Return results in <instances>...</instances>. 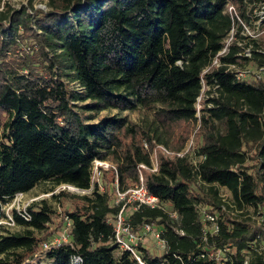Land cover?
Wrapping results in <instances>:
<instances>
[{
    "label": "trees",
    "instance_id": "trees-1",
    "mask_svg": "<svg viewBox=\"0 0 264 264\" xmlns=\"http://www.w3.org/2000/svg\"><path fill=\"white\" fill-rule=\"evenodd\" d=\"M2 1L0 219L7 199L44 182L91 192L62 191L77 202L60 215L47 200L28 208L30 221L16 213L27 230L0 235V264H41L43 257L52 264H264V218L243 212L264 213V82H240L228 71L249 59L238 44L247 39L243 27L227 7L247 22L252 0H47V12L32 2L2 9ZM234 27L229 51L211 67ZM252 43L263 64L259 41ZM127 111L153 118L143 126L121 114ZM193 134L192 150L178 156ZM96 160L116 167L100 168L104 181L111 174L127 190L142 176L148 192L173 207L176 218L164 206L141 205L127 219L133 233L162 226V256L138 246L141 262L126 250L115 257L121 205L101 191ZM197 182L209 191H195ZM203 204L222 213L216 232L201 217ZM67 218L71 239L40 251Z\"/></svg>",
    "mask_w": 264,
    "mask_h": 264
},
{
    "label": "rangeland",
    "instance_id": "rangeland-1",
    "mask_svg": "<svg viewBox=\"0 0 264 264\" xmlns=\"http://www.w3.org/2000/svg\"><path fill=\"white\" fill-rule=\"evenodd\" d=\"M31 2L33 3V6L35 9H38V10L40 9L45 12L49 11L47 0H3L1 4H2V9L4 8L5 3H9L15 9H21L22 7H29ZM246 15L249 20L247 22H245V20H242L244 25H241L243 27V32H241V36L243 37L250 36L248 32H251V34L260 33V36L258 37V41L260 43L261 49L264 50V0H252L251 2H249L247 10H246ZM236 30L237 29H235L234 31L235 33H236ZM247 65L248 67L252 69H257L259 67V62L254 60L253 62ZM66 79L67 81L70 82L69 85L72 89H76L80 92L82 91V88L80 87L77 81H74L73 79H70V78H66ZM205 95L206 93L203 94V96ZM201 99L202 97L199 98V102L197 105L198 109L201 107V104H200ZM117 113L119 112H116V111L112 113L104 112L102 113V115H108V114L113 115ZM121 114L127 119H129L130 121L143 125V126L147 125L153 118L151 114H147L143 111H137V112L127 111ZM194 134L189 138L187 146L182 152L192 150L193 144H194ZM254 154L255 153H252V155ZM247 164L251 166L253 162L248 161ZM113 180H114L113 176L109 174L106 178V181H104L103 179H100V186H101L102 192H105V191L108 192L110 196L111 204L115 205L116 200L113 195V189L114 188L116 189L118 183H117V179H115L114 181ZM193 188L195 191H199V190H204L205 192L209 191L208 188L202 185L200 182H197L196 184H194ZM62 191L70 192L76 195L77 194L84 195V194H89L91 192L90 190L89 191L85 190L84 192L73 190L66 185H60V186L53 187L51 183L44 182V183L39 184L37 187H35L31 192L27 194H18L13 198L7 199V201L3 203V209H2L3 214L0 219V235L8 236V235H14V234H23L27 230V228L24 227L23 225H20L15 220V214L17 213L19 215V213H22L24 210L28 211V208L33 206V204L40 203L43 200L49 201V203L53 206L56 214L60 215L62 214V212L66 210L68 211L72 210L74 207V204L77 202L76 199L72 197L61 196L60 193ZM219 191H220V197L223 200V202H226L230 204L232 207H234L232 193L225 187L219 188ZM55 196H58V198H55ZM164 208L166 209L167 212L172 214L175 218L177 217L171 205L165 204ZM135 209H136L135 204H130L129 206H127L124 212L125 218L128 219ZM199 211L204 221L208 220L207 215H213L217 219H219L222 214L220 211L213 209L212 206L208 204L200 205ZM263 211L264 209L262 210V212ZM243 212H245V214L248 217L249 216L253 217V219L257 221H261L264 218V215H262L264 213L258 214L251 207L245 208ZM231 213L238 214L239 211L233 209ZM53 220H54L53 221L54 223L50 225L49 231L54 230L56 228V225L59 222L56 216L54 217ZM213 227L209 226V229L213 231ZM69 228L70 227L65 225L62 229L57 231L53 236L49 238V242H46V241L43 242L41 244L40 251L45 250L43 247L45 243H48L49 245H51L56 242L59 243V242L69 241L71 239ZM162 229H163L162 226H152L151 231H147V232L143 231L142 232L143 235L140 237L138 241V246H141L147 249L154 256H162L166 251V248L163 246L161 242V238L158 236V234H160ZM35 235L41 236V234L38 232H35ZM122 251L123 249L117 245V249L115 251V257L118 258ZM259 251L264 252V243L261 244ZM41 264H52V261L46 257H43L41 259ZM74 264H78V262L75 261Z\"/></svg>",
    "mask_w": 264,
    "mask_h": 264
},
{
    "label": "built area",
    "instance_id": "built-area-1",
    "mask_svg": "<svg viewBox=\"0 0 264 264\" xmlns=\"http://www.w3.org/2000/svg\"><path fill=\"white\" fill-rule=\"evenodd\" d=\"M227 13L232 18L234 24L236 22H238L240 25H244L240 15H239V13H238V11L234 5H229L227 7ZM235 29H236V27L233 28V30L229 36L230 39L228 37V39L226 40L225 47L215 57L211 67L219 66V56H222L229 51V45L234 40ZM242 32H243V30H242ZM248 33L250 36H245L247 39L243 42H239L238 44H239V46H241L243 48V52L241 54L245 58L249 59V62L244 63V65H242V66H240V65H228V71L233 73L234 76L236 77V79L240 82H247V83H250L253 81H263L264 82V63L259 64V67L257 69H252V68L248 67V65H247V64L254 61V51L255 50H254V44L252 43V41L258 40L260 33L259 34H251V32H248ZM256 52L264 55V50H262L261 48L257 49ZM204 87H205V85H204ZM163 149L166 151L167 154H172L171 152H169L165 148H163ZM188 152L189 151L181 152V153H178L177 155L182 157V156L186 155ZM193 163L196 164V160H194ZM101 167L104 169H109L110 167H112L116 171V167L114 165L107 163V162H102V161L96 160L94 162V176H96L97 178H100V179L103 176L102 170L100 169ZM140 167L141 168H147L145 165H140ZM151 170L154 172L158 171V162L156 159L153 161V167L151 168ZM66 186H68L70 188L72 187L70 185H66ZM71 189L77 190V191H82V192L85 191V190H80V189L75 188V187H72ZM100 189H101V186H100ZM116 191L117 192H116V197H115V200H116L115 205H121V209H120L119 214L117 215V219H116V244L118 246H120L123 250L131 252L132 255L139 262H141V257L138 253V250H137L138 241H139L140 237L143 235L142 232L143 231L144 232L151 231L152 226L146 224L139 231L140 233L139 232L133 233L132 228L128 223V220H127V218H125V215H124L126 207L129 206L130 204H135V206L145 205V206H148L151 208H162L164 205H163V203H161V201L158 197H156L155 195H152L148 192V190L144 186L142 176H140V183L139 184H137V185H135V186H133L127 190H120L119 186L117 185ZM19 216L26 221L31 220V214L27 210H24L22 213H19ZM207 218L209 221H211L215 224L213 227V232H216L217 228H218L217 223H216L217 218L213 215H207ZM67 226L68 227L71 226V222H70L69 218H67ZM158 236L160 237V234H158ZM161 242H162L163 246L166 248L165 242L163 240H161ZM59 243H61V242H59ZM54 244H57V242ZM49 246L50 245L48 243H45L43 245L45 250L48 249ZM75 261L78 262V264L82 263L81 258H76Z\"/></svg>",
    "mask_w": 264,
    "mask_h": 264
},
{
    "label": "bare ground",
    "instance_id": "bare-ground-1",
    "mask_svg": "<svg viewBox=\"0 0 264 264\" xmlns=\"http://www.w3.org/2000/svg\"><path fill=\"white\" fill-rule=\"evenodd\" d=\"M70 186H71V185H70ZM72 187H73V186H72ZM72 187H71V188H72Z\"/></svg>",
    "mask_w": 264,
    "mask_h": 264
}]
</instances>
